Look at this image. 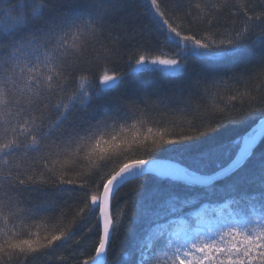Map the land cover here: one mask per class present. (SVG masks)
<instances>
[{
  "label": "snow or ice",
  "instance_id": "obj_1",
  "mask_svg": "<svg viewBox=\"0 0 264 264\" xmlns=\"http://www.w3.org/2000/svg\"><path fill=\"white\" fill-rule=\"evenodd\" d=\"M110 261L264 264V0H0V264Z\"/></svg>",
  "mask_w": 264,
  "mask_h": 264
},
{
  "label": "trees",
  "instance_id": "obj_2",
  "mask_svg": "<svg viewBox=\"0 0 264 264\" xmlns=\"http://www.w3.org/2000/svg\"><path fill=\"white\" fill-rule=\"evenodd\" d=\"M144 78L146 80L150 79L148 76H145ZM151 79H155V78H151ZM221 106H222V104H221ZM189 119L190 118L186 119V118L178 117L176 125L174 127L170 126L169 131L173 132V133H177V134L190 131V129L188 128ZM229 127H231V126H229ZM192 131H194V130H192ZM133 187H136V182H133L132 185H127L124 188H121L120 192L118 193V196H120V197L125 196L127 193H129L131 191V189ZM117 244H119V241H117ZM110 264H111V261H110Z\"/></svg>",
  "mask_w": 264,
  "mask_h": 264
}]
</instances>
